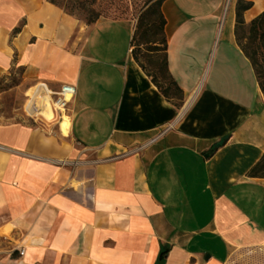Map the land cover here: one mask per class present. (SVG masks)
Instances as JSON below:
<instances>
[{"label": "crops", "instance_id": "crops-1", "mask_svg": "<svg viewBox=\"0 0 264 264\" xmlns=\"http://www.w3.org/2000/svg\"><path fill=\"white\" fill-rule=\"evenodd\" d=\"M236 1L162 3L180 90L165 97L134 60V24L0 0V80L19 68L25 84L76 89L67 133L0 121V264H261L264 178L249 173L264 93ZM244 1L245 24L264 15Z\"/></svg>", "mask_w": 264, "mask_h": 264}, {"label": "rangeland", "instance_id": "rangeland-1", "mask_svg": "<svg viewBox=\"0 0 264 264\" xmlns=\"http://www.w3.org/2000/svg\"><path fill=\"white\" fill-rule=\"evenodd\" d=\"M60 5L63 11L74 15L76 20L82 25L89 24L91 21H126L134 24V33L137 31V41L144 43L147 40L158 42L161 37L158 33L159 22L156 19L154 9H150L158 0H55ZM165 1V0H164ZM161 8V7H160ZM162 9V8H161ZM143 23V28L137 30L139 27V20ZM95 22V23H96ZM247 44L250 49H257V64L255 68L256 73L259 74L261 68L264 69V44L257 46V44L242 41V45ZM134 45V44H133ZM135 45H139L136 43ZM162 44L158 46L162 49ZM149 46H140L136 48L139 59V66L143 68L144 73L151 75L163 88H166L169 81L166 79L165 71L162 69L163 53H151ZM148 50V51H147ZM10 73L0 80V121H21L28 120L31 123L43 122L60 123L63 115L64 119L68 120V108L66 112L61 114L55 113V118L51 122H46L40 117L36 116L38 112L37 106L43 102L42 97L49 95L53 102L55 101V94L51 92L46 85L38 84L31 86L23 83V71L19 68L9 71ZM259 77V76H258ZM259 81L264 82V75L260 76ZM45 91V92H44ZM47 91V92H46ZM171 94L174 92L170 91ZM177 96L176 94H174ZM69 106V105H68ZM61 121V122H62ZM65 121V120H64ZM60 125V124H59ZM262 253V252H261ZM253 255L250 253L247 258ZM257 263L264 264V257L258 260Z\"/></svg>", "mask_w": 264, "mask_h": 264}, {"label": "trees", "instance_id": "trees-1", "mask_svg": "<svg viewBox=\"0 0 264 264\" xmlns=\"http://www.w3.org/2000/svg\"><path fill=\"white\" fill-rule=\"evenodd\" d=\"M48 2L50 4L56 6L57 8L58 7L61 8L60 5L57 4L55 0H48ZM163 2H164V0H158L151 7H149V10L154 9L156 19L159 22L158 33L161 37L160 41L153 42V41L147 40L144 43H141L140 41L138 42L137 41V39H138L137 38V31H135V33L132 36V38H133L132 39V48H133L132 53H133V57H134L135 62L139 65V59H138V55L136 52V48H139L140 46H146L147 45L150 47L149 51L151 53H160L161 51L164 52L161 66H162V69L165 71L166 79L169 81L168 86L166 88H163V86H161L159 83H157V81L154 80V78L151 75H148V74L147 75L152 78L154 85L161 91V93H163L165 95V97H168V93H170V91L174 92V94L179 96L180 90H179L177 84H175V82L172 81L167 75V65H166V57H165L166 37H164V27H165L166 22L164 20L162 10L160 8ZM252 6H253V4H251L247 1H244V0H237L236 1L235 34L237 37L238 44L241 46V48H243V52H244L245 56L249 59V62H251L252 66L254 68L255 76L257 77V81L259 83V88L262 91V93H264V82H261L258 79L260 76L264 75V69L261 68L259 74H257L256 70H255V68L258 66V64H257V62H258L257 61L258 51H257V49H255V50L250 49V47H248L247 44L242 45V41H247L249 43L257 44V46H261V44H264V15H260L259 17H257V19L251 21L248 25L245 24V21L243 19V14L245 13V11L252 8ZM65 13L71 17L74 16L71 13H68V12H65ZM141 20L142 19L140 18V20L138 22L139 23V25H138L139 27L137 28L138 31L143 28V23H141ZM95 22H96V20L91 21L89 24H94ZM136 43H139V45H135ZM160 44H162L163 47H162V49L159 50L158 46ZM142 70H143V68H142ZM249 174L251 177L264 178V156H262L259 163L256 164L252 168V170Z\"/></svg>", "mask_w": 264, "mask_h": 264}, {"label": "built area", "instance_id": "built-area-1", "mask_svg": "<svg viewBox=\"0 0 264 264\" xmlns=\"http://www.w3.org/2000/svg\"><path fill=\"white\" fill-rule=\"evenodd\" d=\"M53 93H51L52 95ZM76 94V89L74 86L71 85H63L60 89V91L58 93H56L55 95V101L52 104V109H53V113H57V114H61L63 112H66L68 105L70 104V102L74 99L73 97ZM66 96H69L71 98L70 101L67 100ZM63 110V111H62ZM62 120V117L60 119V122ZM22 252H21V256H22Z\"/></svg>", "mask_w": 264, "mask_h": 264}, {"label": "bare ground", "instance_id": "bare-ground-1", "mask_svg": "<svg viewBox=\"0 0 264 264\" xmlns=\"http://www.w3.org/2000/svg\"><path fill=\"white\" fill-rule=\"evenodd\" d=\"M66 98L68 101L71 100V98L69 96H66ZM42 99H43V102H41V104L39 106H37V108L39 110L36 113V116L42 118L43 120H45L48 123V122L53 121L55 118V113H53V109H52L53 100L51 99V97L49 95L43 96ZM63 115H64V113H63ZM63 115H62V118H63ZM64 120H66V119H64ZM64 120L63 121L61 120L62 122H60V125L63 128V131L65 133H67L68 127H67V123H65Z\"/></svg>", "mask_w": 264, "mask_h": 264}]
</instances>
